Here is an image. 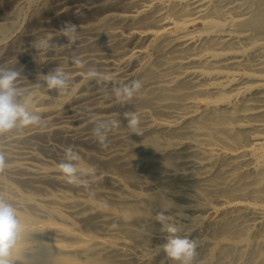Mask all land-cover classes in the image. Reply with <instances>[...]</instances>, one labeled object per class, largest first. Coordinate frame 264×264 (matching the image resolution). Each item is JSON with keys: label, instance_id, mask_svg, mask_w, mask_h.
Masks as SVG:
<instances>
[{"label": "bare ground", "instance_id": "bare-ground-1", "mask_svg": "<svg viewBox=\"0 0 264 264\" xmlns=\"http://www.w3.org/2000/svg\"><path fill=\"white\" fill-rule=\"evenodd\" d=\"M43 37L61 50L35 49ZM57 66L74 95L39 83ZM0 67L21 72L47 122L0 135V196L21 221L13 264H176L157 251L159 212L192 229L194 264H264V0H0ZM93 68L113 81L86 80ZM136 79L118 103L112 88ZM124 112L141 135L121 115L102 147L88 117ZM68 147L96 168L94 195L59 171Z\"/></svg>", "mask_w": 264, "mask_h": 264}, {"label": "clouds", "instance_id": "clouds-1", "mask_svg": "<svg viewBox=\"0 0 264 264\" xmlns=\"http://www.w3.org/2000/svg\"><path fill=\"white\" fill-rule=\"evenodd\" d=\"M60 35L67 38L65 47H71L78 40L77 25L71 22L59 29ZM32 46L40 52L59 51L60 47L51 42L48 37L40 38L33 42ZM71 62L83 67L81 59L73 56ZM21 72L12 68L0 67V135L20 130L26 127H42L46 125L42 115L34 110L35 97L30 90L22 89L19 86ZM86 80L95 81L100 87L113 81L112 76L105 75L96 69H89L85 74ZM39 83L49 91L55 90L62 96L74 95L75 89L71 85V77L64 67L57 66L47 74L38 75ZM143 83L141 80H132L128 83L117 82L111 90V94L118 103H130L134 97L141 92ZM122 117L126 120L128 134L141 135L140 116L138 114L124 112L115 119H96L88 117V122L93 125L92 135L102 147H107L109 133L114 127H118ZM79 154L72 148L64 150V159L58 165V169L66 183L82 187L91 192V181L89 177L96 174L95 167H78ZM7 157L0 151V173L6 170ZM103 179V176L100 177ZM155 219L161 224L160 231L166 233L165 243L159 246L157 251H163L166 258L176 264H194L198 255V242L190 238L192 229H187L188 234H181L185 230L172 218L159 212ZM21 235V221L18 218L17 210L12 203L0 196V264H13L12 250L17 246Z\"/></svg>", "mask_w": 264, "mask_h": 264}, {"label": "rangeland", "instance_id": "rangeland-1", "mask_svg": "<svg viewBox=\"0 0 264 264\" xmlns=\"http://www.w3.org/2000/svg\"><path fill=\"white\" fill-rule=\"evenodd\" d=\"M24 23H25V21L22 22V24L19 26V29H21L24 26ZM64 224H67V223H64ZM68 226H70V225H68Z\"/></svg>", "mask_w": 264, "mask_h": 264}]
</instances>
